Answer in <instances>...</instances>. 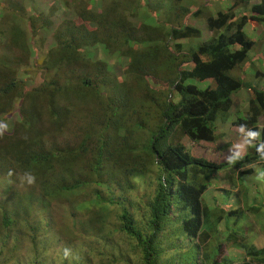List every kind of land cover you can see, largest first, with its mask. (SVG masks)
Segmentation results:
<instances>
[{
    "label": "trees",
    "instance_id": "1",
    "mask_svg": "<svg viewBox=\"0 0 264 264\" xmlns=\"http://www.w3.org/2000/svg\"><path fill=\"white\" fill-rule=\"evenodd\" d=\"M139 1L143 5L137 1L128 14H140L138 26L127 22L123 16H116L118 4L114 5V1L111 8L102 13L82 9L83 4L77 0L65 1L80 10L85 24L77 28H58L48 59L40 67L50 77L29 91L24 90L22 81L12 77L13 67H6L0 58V121L11 104V96L21 101L18 127L0 135V165L7 161L10 168L17 166L24 175H33V184L39 191V195L30 193L28 205L16 212L17 217L5 215L2 218L4 232L0 240L14 244L11 250L6 243L2 252H11L26 240L36 264H97L89 259L94 257L90 247L95 242L98 253L105 237L114 234V230L103 219H95L94 224L92 219L82 220L84 215L80 211L86 202L90 208L107 202L118 206L119 228L115 233L135 244L129 253L126 249L120 250V254H127L125 257L110 258V263L106 264H264V247H256L252 243L255 235L245 234L238 228L242 226L240 219L249 217L248 214L259 221L258 213L264 207V201L258 205L256 198L250 196L246 180L242 178L252 175L256 166L264 169V125L258 126L259 118L264 119V93L232 74L246 62L254 46L246 37L244 27L247 23L253 28L264 23V0L250 5H247L249 0H232L227 11L214 16H203L206 6L189 11L185 7L177 8L173 3L176 0L166 6L161 0ZM129 8L127 6V11ZM185 15L204 20L210 32L208 39L201 41L202 31L198 27L182 23L181 17ZM31 32H35L33 27ZM21 35L19 29L11 32V43L21 49L25 46L24 52L30 53L27 43L22 45L25 42ZM198 39L195 44L193 40ZM97 45L123 59L133 86H127L123 104L116 105L117 99H112L108 111L100 109L83 115L88 126L77 130L73 148L65 142L48 140L51 129L54 134H62L73 120L71 96L85 104L90 102L88 98H94L105 110L106 102L101 103L98 94L117 82L105 62L94 60L88 54L87 49ZM91 67L94 70L90 71ZM197 83L207 85L203 88ZM241 89L250 94L248 112L235 119L233 125L248 134V152L224 164L194 157L184 148L181 138L187 137L194 143L216 142V120L229 113L233 106L232 94ZM133 90L136 100L139 98L141 104H149L144 107L150 109L154 104L152 108L159 110L155 131L147 132L149 135L142 142L129 136L128 126L123 121L128 103L133 102L129 98ZM46 113L45 122L49 127L40 129L37 124ZM229 147L223 146L222 151ZM83 154L93 158L88 169L91 176L99 179L104 174L110 176L105 182L107 199L96 189L94 202L87 200L80 204L78 199L75 202L70 199L77 197L88 184L103 183L102 179L88 182L86 176L83 181L81 171L75 170L74 160ZM124 155L128 157L130 178L146 172L157 177L153 191L146 196L147 232L140 229L128 212L126 205L130 203L126 199L119 198L115 202L109 196L114 185L111 174L118 158ZM245 166L251 169L244 170ZM224 168L231 169L225 178L233 181L229 190L222 189L213 177ZM135 179L141 180L140 177ZM210 188L224 193L229 201L210 208L204 197ZM254 190L257 194V188ZM46 196L65 199L69 213L63 217L64 224L41 219L46 212L41 201ZM20 200L15 202L16 207H20ZM32 216L41 221L31 222ZM19 220L23 223L20 227ZM63 237L67 238L66 243L58 245ZM228 247L241 249L243 254L230 258L226 255ZM48 250L54 253L51 251L50 255ZM98 255L103 257V251Z\"/></svg>",
    "mask_w": 264,
    "mask_h": 264
},
{
    "label": "rangeland",
    "instance_id": "2",
    "mask_svg": "<svg viewBox=\"0 0 264 264\" xmlns=\"http://www.w3.org/2000/svg\"><path fill=\"white\" fill-rule=\"evenodd\" d=\"M68 0H0V58H3L6 63V67H13L12 77L16 78L19 81H22L25 84V91H29L33 88L38 87L42 84L44 79H48L50 75H46L40 69V67L44 66L45 60H47V54L50 46L53 43V35L63 27H75L80 26L84 20H82L80 10L75 9L71 4L66 3ZM80 1L82 5V9L87 11H92L94 13H102L104 9L106 11L111 8V4L114 1V5L118 4L115 14L116 16H123L124 19L135 26L139 25V13L135 12L136 16H128L130 14V9H133V6L137 5L139 0H77ZM138 1V2H137ZM153 1V0H149ZM163 1V6L166 4L170 5L172 0H161ZM175 1V0H174ZM258 0H249L247 5L254 4ZM167 2V3H166ZM176 3V7L182 9L183 7L187 8L189 11H193L198 7H205L203 9V16L211 15L214 16L218 12H225L231 6L230 0H176L173 2ZM143 5V4H142ZM127 6H130L129 11H127ZM4 7V10L3 8ZM180 12V10H178ZM242 10L238 13L240 14ZM237 14V12H236ZM151 16H155L152 14ZM182 22H187L190 25H194L198 27L202 31V39L201 41H205L210 36V32L206 30V24L202 19H192L190 17L182 16ZM85 24V23H83ZM31 27H33L34 33L31 32ZM20 30L22 32V45L29 46V50L24 52V47L21 49L20 47L14 46L11 43L10 34L13 31ZM244 33L249 40L254 42V46L248 52V58L246 62L237 70L233 71L232 74L235 77L242 79L243 82L249 83L251 86L258 88L264 91V23H261L259 27L253 28L250 23H247L244 27ZM15 36H18L14 33ZM195 44L198 43L199 39L193 40ZM184 44V43H183ZM88 54L97 61L105 62L107 68L112 71L113 78H116L117 84L107 88L105 91H102L98 94L101 96V103L104 104L103 101L106 102V108L104 110V105L98 104V101L94 98H88L89 103L85 104L80 100L76 99L74 96H71V108L73 109L74 118L65 126L62 134H54V129H51L48 140L56 141V142H65L68 147L73 148L74 136L77 134V130L82 127H87L88 124L85 123V119H83V115L90 113L91 111H98L103 109L104 112L108 111L109 105H112V99H117L115 102L116 105L123 104L124 98L126 97V93L128 92V87L133 86V80L128 75L127 65L124 63L123 59L119 58L117 54H109L107 51H104L102 45H97L93 48L87 49ZM2 65H0V68ZM94 70L92 67L90 71ZM54 74H51L53 76ZM61 75V73H60ZM260 75H263L261 78ZM64 76V74H63ZM199 87H205L206 83H197ZM128 86V87H127ZM113 87V90L111 88ZM24 91V92H25ZM238 93L245 94V101L243 108L240 109L239 116H244L248 111V93L245 89H241L233 96L235 97ZM136 91L133 90L130 93L129 98L133 99L132 103L129 104V107L124 111L123 121L128 126L129 136L134 138V141L137 139L142 140L146 139L147 132L155 131V127L159 123V110L154 107L152 104L150 109H147L148 106L143 103V96H140V99L143 104L139 102V98L136 100L135 97ZM106 96V98H105ZM11 104L9 105L5 114L0 121V123L7 124V129L3 132L4 134H9L13 132L19 124V108L21 107V101L16 100L13 96L10 98ZM107 99V101H106ZM240 99L235 98V106L237 107ZM236 107L232 109L233 113L236 111ZM231 111V112H232ZM238 116L229 115V120L232 122ZM221 119V117H218ZM42 121L37 124V127L40 129L47 128L49 125L45 122L47 120V113L42 115ZM81 120V121H78ZM227 121V122H230ZM263 120L259 123L262 126ZM44 131V130H43ZM243 130L239 128L232 127L228 123L226 124H217V133L218 140L214 143H205L199 142L194 143L189 141L186 137L181 138V143L183 146L194 156L197 158H203L211 163H223L227 162L233 157H242L246 152L245 147V139L243 137ZM47 137V135H45ZM130 139V138H129ZM119 142V141H118ZM118 145H121L118 143ZM225 145H229L230 147L224 151H222V147ZM128 157L124 155V157L118 158L117 165L114 167V170L111 175H113L114 185L112 187V194L109 195L110 198L116 202L117 199L122 198L126 199L130 204L126 205L128 212L131 214L132 218L139 223L140 229L143 232H147L146 220L149 215V211L146 206L148 199L146 196L150 194L155 185V180H157L156 175L152 172L137 174L135 177H140L141 180L135 179V177L130 178L129 172V164ZM91 158L87 154L81 155L80 158L74 160L75 170L81 171L79 173L80 177H87L88 182H97L101 179L103 183L101 185H96L94 183L88 184L81 190L77 197L72 196L70 199L75 202L77 201L81 204L82 201L85 202L87 200L95 201V189L97 192L101 193V196L104 199H107L108 193L105 188V182H107L110 178L108 175H103L101 179L97 176H91L88 172L90 169V161ZM3 168V170H2ZM264 169L256 166L255 175L250 177V179H246V185L249 187L250 196L255 197L257 204H261L264 201V172H261ZM148 173V174H147ZM223 173H226L225 169L222 172H219L216 176L218 178L223 177ZM248 177V176H247ZM130 178V179H129ZM244 180V177H242ZM261 178V179H260ZM126 179H129L127 181ZM86 181L85 178L82 179ZM257 181L260 182L261 187L256 194ZM229 185L227 182H223L220 184L221 187H226ZM259 185V184H258ZM260 186V185H259ZM38 187L34 186V184H28L26 180V176L23 172L17 167L14 166L10 168L6 164L0 165V238L3 237L4 232L1 227V221L4 216L11 215L12 217H17L20 210L24 209L23 206L28 205V198L30 193L38 194ZM214 196L217 200H213ZM47 197V196H46ZM207 205L212 208L215 204L227 203V197L221 195L217 192L216 188H210L208 193L204 195ZM20 200V207H16L15 202ZM41 199L40 196H38ZM251 199V198H250ZM44 201V202H43ZM41 203L43 204V208L46 212L41 216V219L51 221L57 220L61 224H64L63 217L66 216V212H68V206L64 205L65 199L63 197L59 198H51L48 197L43 199ZM92 202V203H93ZM99 204V203H98ZM81 214L84 216L81 218L82 220L92 219V224L95 223V219H103L109 223V226L114 230V234H110L105 237L103 244L98 248V253L103 251L104 256L100 257L97 253V245L94 242L92 247V253L94 257L89 259L93 262L95 261L97 264H106L110 263L109 259L113 257H125L129 253L135 243L128 238H125L120 233H115L119 228V221L117 219L118 206L109 204L107 202L100 203L99 206L89 207L88 203H84ZM91 206V205H90ZM69 213V212H68ZM259 221H256L252 214H248L245 224L243 226L246 227L249 232L253 231L255 238H252V243L260 248L264 247V227L261 225L264 224V207L262 210L260 209ZM34 223H38L40 220L36 219V216H32ZM29 218V219H30ZM20 221V220H19ZM22 221L18 223V227L23 225ZM32 223V224H34ZM17 227V228H18ZM16 228V230H17ZM108 228V227H107ZM257 228V229H256ZM56 229H59L56 227ZM109 229V228H108ZM223 231V230H222ZM221 231V232H222ZM36 236L38 233H35ZM224 234V232H222ZM221 234V239L222 238ZM70 238L74 240L71 236ZM63 237L58 245L65 244L66 242ZM128 239V240H127ZM73 245H76V242L72 241ZM8 244L9 248H13L14 244L9 241H1L0 240V264H36V259L32 255V253L28 250L29 245L26 243V240L20 247L17 246L13 251L2 252L4 249L3 245ZM126 249V253L120 254V250ZM51 251L48 250L51 255ZM232 254V255H231ZM231 254L228 252L226 255L230 258H238L243 254L241 249H235L231 251ZM44 257V256H43ZM168 257V256H167ZM84 258V257H83ZM121 264H126L123 262Z\"/></svg>",
    "mask_w": 264,
    "mask_h": 264
},
{
    "label": "clouds",
    "instance_id": "3",
    "mask_svg": "<svg viewBox=\"0 0 264 264\" xmlns=\"http://www.w3.org/2000/svg\"><path fill=\"white\" fill-rule=\"evenodd\" d=\"M145 1L146 0H143V2L145 3ZM230 1H232V0H230ZM140 2V1H139ZM141 4H142V2H140ZM199 8V7H198ZM186 17H189V16H186ZM190 18H192V17H190ZM183 24L185 23L186 25L188 24L187 22H182ZM188 25H190V24H188ZM207 30V29H206ZM261 76V78L263 77V75H260ZM258 89V88H257ZM259 91H262L263 93H264V91L263 90H260V89H258ZM247 91V90H246ZM238 92V91H237ZM247 93H248V91H247ZM235 94V93H234ZM232 103H233V106H232V109L234 108V107H236L235 106V98H238V99H240V102L238 103V105H237V107H236V111H235V113H233V111H232V109L229 111V113L227 114V115H225L224 117H221V119H219V118H217V120H216V131H215V134L218 136V133H217V124L218 123H221V124H226V123H228L229 125H231L232 127H235V128H238V127H236V126H234L233 125V123L235 122V120L234 121H230L229 120V115H235V116H238L239 117V113L241 112L240 111V109L241 108H243V106H244V101H245V94L244 93H238V94H236L235 95V97L233 96V94H232ZM249 100H250V94L248 93V106H249ZM232 111V112H231ZM248 112V111H247ZM247 112H246V114H247ZM245 114V115H246ZM244 115V116H245ZM244 116H241V117H244ZM237 117V118H238ZM236 118V119H237ZM262 120H263V124H262V126L264 125V119L263 118H259V121H258V126H259V128H261L262 126H260L259 125V123H261L262 122ZM227 121H230V122H227ZM7 129V124H4V123H0V135H2L3 134V132L5 131ZM239 129H241V128H239ZM242 130V129H241ZM243 132V137H244V139H245V147H246V152H245V154L248 152V147H247V136H248V134L243 130L242 131ZM187 138V137H186ZM188 139V138H187ZM190 141V140H189ZM192 142V141H191ZM200 142H204V141H200ZM197 143H199V142H197ZM205 143H209V142H205ZM185 148V147H184ZM186 149V148H185ZM187 150V149H186ZM188 151V150H187ZM189 152V151H188ZM244 154V155H245ZM236 157H238V156H236ZM243 157V156H242ZM233 158H235V157H233ZM232 158V159H233ZM232 159H230V160H232ZM229 160V161H230ZM229 161H227V162H229ZM227 162H223V163H213V164H224V163H227ZM225 169V168H224ZM224 169H221V170H219L213 177H215V180H216V182H217V184L220 186V184L221 183H223V182H227V183H229V185H227L226 187H221L222 189H224V190H229L230 188H232L233 187V181L232 182H229V181H227L225 178H226V174H227V172L229 171V170H231V169H225V171H226V173H223V177L222 178H218V176H216L219 172H222V171H224ZM249 169H251V167L250 166H245L244 167V170H249ZM264 172V170H262L261 172L259 171V173H263ZM254 175H255V172L253 173ZM253 174L252 175H250V176H248L247 178L248 179H250V177L251 176H253ZM25 176H26V180H27V183L28 184H32V183H34V181H35V177L33 176V175H31V174H25ZM254 177V176H253ZM247 178H244V180H246ZM261 179V178H260ZM258 183H257V191H259L260 190V187H261V184H260V182L259 181H257ZM260 186H259V185ZM222 193V192H221ZM259 193V192H258ZM222 194H224V193H222ZM221 194V195H222ZM227 200H228V198H227ZM249 204V203H248ZM259 205V204H258ZM246 219L247 218H245V219H243V220H241L240 219V222H241V224H242V226H240V227H238L243 233H245V234H247L248 232H249V230L246 228V227H244L243 226V223L245 224V222H246ZM257 229V228H256ZM251 233H253L254 232V230L253 231H250ZM249 232V233H250ZM233 250H235L234 248H230V247H228L227 248V252H228V255H229V253L231 254V251H233ZM67 254V253H66ZM232 255V254H231ZM230 256V255H229ZM240 257V256H239ZM235 259V258H234Z\"/></svg>",
    "mask_w": 264,
    "mask_h": 264
}]
</instances>
